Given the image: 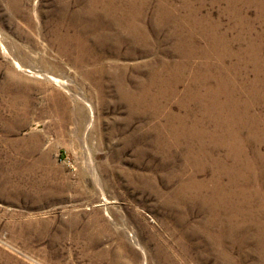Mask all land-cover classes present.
Masks as SVG:
<instances>
[{"label":"rangeland","instance_id":"obj_1","mask_svg":"<svg viewBox=\"0 0 264 264\" xmlns=\"http://www.w3.org/2000/svg\"><path fill=\"white\" fill-rule=\"evenodd\" d=\"M215 36L233 53L253 44L259 56H249L252 64L229 58L238 72L232 80L227 64L206 53ZM221 47L220 40L213 53ZM262 59L264 0H0V264H143L135 240L145 264H264V161L255 159L257 151L264 158ZM210 62L212 74L234 82L241 103L248 86L260 96L245 122L246 113L240 122L220 119L244 143L245 156L227 163L243 162L247 172L228 191L241 211L171 200L189 193L192 177L207 196L215 180H230L219 169L227 147L211 142L215 115L185 98ZM74 130L87 134L101 190ZM202 203L218 215L204 228L199 220L210 212ZM220 223L229 235L217 243L209 236Z\"/></svg>","mask_w":264,"mask_h":264},{"label":"bare ground","instance_id":"obj_2","mask_svg":"<svg viewBox=\"0 0 264 264\" xmlns=\"http://www.w3.org/2000/svg\"><path fill=\"white\" fill-rule=\"evenodd\" d=\"M131 4H133L132 2H130ZM134 5V4H133ZM138 7V6H137ZM136 7V8H137ZM109 9V8H108ZM123 9H124V7H123ZM129 9V8H128ZM135 9V8H134ZM121 10V9H120ZM124 11V10H123ZM119 12V11H118ZM121 12V11H120ZM137 12V11H136ZM141 12V11H140ZM123 13V12H122ZM131 14V13H130ZM168 14V13H167ZM166 14V15H167ZM125 15V14H124ZM132 15V14H131ZM122 16V15H121ZM130 16V15H129ZM127 17V16H126ZM134 17V16H133ZM162 17H163V15H162ZM125 18V17H124ZM137 18V17H136ZM118 19V18H117ZM135 19V18H134ZM111 20V19H110ZM130 20V19H129ZM136 20V19H135ZM139 20V19H138ZM161 20V19H160ZM159 20V21H160ZM169 20V19H168ZM113 21V20H112ZM132 21V20H131ZM125 22V21H124ZM127 22V21H126ZM138 22V21H137ZM161 22V21H160ZM115 23V22H114ZM134 23H135V21H134ZM121 24V23H120ZM133 24V23H132ZM137 24V23H136ZM135 24V25H136ZM156 24V23H155ZM141 25V24H140ZM123 26V25H122ZM130 26V25H129ZM138 26V25H137ZM160 26H162L161 24H160ZM136 27V26H135ZM141 27V26H140ZM127 28V27H126ZM130 28V27H129ZM131 28H133L132 26H131ZM139 28V27H138ZM136 29V28H135ZM123 30V29H122ZM124 30H126V29H124ZM133 31H135V30H133ZM140 31V30H139ZM138 31V32H139ZM136 33V32H135ZM146 33V32H145ZM126 34V33H125ZM140 34V33H139ZM147 35V34H146ZM145 36V35H144ZM221 36H223V35H221ZM221 36H215L214 38L216 39V43H215V46L218 44V42L221 40V43H222V47L220 48V51H221V53L220 54H217V55H215L214 53H213V48L215 47L214 45H210V50L208 51V52H206V53H211V54H213L214 56H215V58H217V60L219 61V62H221V64L223 65V67H224V65H226L228 68H226L225 69V73H230V74H232V80H235V78H236V75H237V70H236V67H235V62H233V61H230V62H228L229 60V58H232L233 57V55L235 56V58L234 59H236L237 58V63H238V61L240 62V61H244L245 59H247L246 61H251V64H252V60L249 58V56L251 55V56H253V58H257V56H259L258 55V53H257V49H256V47L255 46H252V45H250V47L248 46V48L244 51H242V49L240 50V48H239V50L240 51H242V52H240V51H238V52H234L233 53V50H231L230 49V47H229V44L227 43V41H226V39H225V37H221ZM221 37V38H220ZM220 39V40H219ZM193 41V40H192ZM182 43V42H181ZM190 43V42H189ZM195 43V42H194ZM246 44V43H245ZM182 45V44H181ZM193 45V44H192ZM3 46V45H2ZM183 46H185V45H183ZM192 47V46H191ZM196 47V46H195ZM262 47V46H261ZM177 48H179V47H177ZM181 48V47H180ZM260 48V47H259ZM196 49V48H195ZM235 49V48H234ZM252 49V50H251ZM4 50H7L5 47H4ZM189 50V49H188ZM196 50H194L193 48H192V50H190V52L186 55V53H185V55L187 56H185L187 59L188 58H191V57H193L192 56V54H194V52H195ZM259 51V50H258ZM183 52V51H182ZM239 53V54H238ZM260 53V52H259ZM14 56V55H13ZM216 60V59H215ZM263 60V59H262ZM263 62H264V60H263ZM255 64L256 63H262V61H261V59H257L255 62H254ZM18 65H19V63H17ZM213 62H210V63H208V64H206V65H204V67L203 68H205V71H196L197 72V74L199 75V76H197V77H194V75H193V77H194V79L193 78H191V83H193V85H197V84H199V89L197 90V92H196V90H195V92H194V94L195 95H191V93H190V91H191V88H193L192 87V85H189V86H187L186 87V90H185V98H186V100H194V101H196V102H198V103H200V106H202L203 108H204V114H206V116L208 117V115H210V114H214L215 115V117L216 118H213L212 119V121L213 122H215L216 124H215V126H214V129L212 130V132L210 133V137H211V142L213 143V144H215V145H221V146H224V147H227V151H228V153L226 154V157L224 158V160L222 161L223 163H222V165L219 167V164H217L216 162H214L215 163V166H217V167H219V169L223 172V173H225V174H227L228 176H229V178L228 179H230L229 180V183L228 184H226L224 187L222 186V183H219V182H217L216 180L214 181V183H212V181H211V183L212 184H214V185H217L216 187V190H215V192H213L214 194L212 195L211 194V196H207L206 195V193H204V195H201L200 193H198L197 191H195V190H197L198 188H200V187H202V186H204L203 185V183H199L198 185H194V179H193V177H192V179L190 180V181H188V184H187V190H188V194H185V193H183L184 192V190H182L181 189V191L179 192V193H175V194H172V198H171V200L173 199V197H176V199H177V201L178 202H181V203H183V204H186V205H188L189 206V208L190 207H192L191 205H195V207H198L197 206V204L196 203H194V201H195V199H201L202 201L201 202H203L204 204H212V203H214V204H217V205H220V206H222L221 207V209H223V210H229V209H236V210H238V211H241V207H239V206H236V204L235 205H233L231 202H230V200H229V198H231L230 196H232L233 194H231V193H228V191H231L232 189H233V187L237 184L236 183V180L238 179V180H240L241 182H246L245 181V179H246V177H245V175H246V169H242V166H243V162H241V163H238L237 164V168L236 167H234L235 165H229V164H227L228 163V159L229 158H231V159H233V157L236 159V157L235 156H233V154L234 153H236L237 154V157L240 159L241 157L243 158V156H245V154H243V153H241L242 151H243V147H244V143H243V141H242V139H241V137L240 136H238V135H232L231 133H232V128L230 127H228V124H226V123H224V121H222V120H220L221 119V115H227V116H232V119L235 117L236 118V120H238V122H240V119H239V117H242V113H246L245 114V116H244V118H243V120H242V122H245V117L246 116H248V110H249V106H254L255 104H257L258 103V97H260L259 95H258V93L256 94V95H254V94H252V90L251 89H253L252 88V86H248V83H244V84H246L248 87H246V88H248V90H247V92L245 93V99H244V103H241V102H243V101H241V94H239V92H238V89H236V87H234L233 86V84H232V82L233 81H231V79L228 77L227 79H226V81L224 80V79H222V76H221V71L220 70H218V73H216V74H212V72H210L209 70H212V68H213ZM221 64H220V66H221ZM246 64V63H245ZM180 67H182V69L186 66V64H184V62L181 64H178ZM219 65V64H218ZM264 65V64H263ZM30 68H32V67H30ZM178 68V67H177ZM217 69V68H216ZM215 69V70H216ZM214 70V69H213ZM31 71V70H30ZM32 72V71H31ZM39 72H40V75L42 76V77H44V78H48V79H52V81L54 80V76L52 75V74H50L49 72H46V71H42V70H39ZM175 72V71H174ZM177 72H178V70H177ZM202 72V73H201ZM167 73V72H166ZM181 73V72H180ZM178 74V73H177ZM195 74V73H194ZM223 74V73H222ZM156 75V74H155ZM167 75V74H166ZM181 75V74H180ZM153 76H154V74H153ZM158 76V75H157ZM157 76H155V79H157V80H160L159 78H157ZM225 76V75H224ZM173 77V76H172ZM171 77V78H172ZM178 77H179V75H178ZM181 77V76H180ZM191 77V76H190ZM231 77V76H230ZM56 78V77H55ZM154 78V77H153ZM163 78V77H162ZM225 78V77H224ZM164 79V78H163ZM175 79V78H174ZM178 79V78H177ZM216 80V86H214L213 88L209 85V83L211 82V80ZM174 81V80H173ZM178 81H179V79H178ZM241 81H243V80H241ZM247 81V80H246ZM190 82V81H189ZM245 82V81H244ZM249 82V81H248ZM162 83V82H161ZM175 83H177V82H175ZM213 83V82H212ZM234 83V82H233ZM237 83V82H236ZM158 85H159V83H158ZM178 85V84H177ZM239 86H241V84L239 85ZM197 87V86H196ZM242 88H244V87H241V89L240 90H245L246 88H244V89H242ZM68 89V88H67ZM175 89H176V87H175ZM195 89V88H194ZM239 90V91H240ZM254 92H256V91H254ZM242 93V92H241ZM78 96H79V98H81L83 101H85L86 103H87V105H88V108L90 109V113H92V111H93V108H92V105H91V103L87 100V98L85 97V95L84 94H82V93H79V94H77ZM250 95V96H249ZM223 96H225V99H222V97ZM157 103V102H156ZM183 106H184V104H183ZM144 107V106H143ZM92 115V114H91ZM204 116V115H203ZM209 118V117H208ZM248 118V117H247ZM76 119H77V121H79L78 120V118H77V116H76ZM89 121H90V117H89ZM202 121V120H201ZM241 122V123H242ZM240 123V124H241ZM239 129V128H238ZM200 133V132H199ZM177 134V133H176ZM181 134H182V132H181ZM180 134V135H181ZM197 134V133H196ZM203 134V133H202ZM174 135V134H173ZM253 135H254V133H253ZM72 136H73V138L75 139V138H77L79 141H80V143H81V147H82V149H83V153H84V155H85V158H86V160H88L87 161V164H88V168H90V170H91V172H92V176H94V179H95V182H97V184H98V186H99V188H100V190L102 189V184L100 185V181L98 182V175H97V173H96V170H95V168H94V164H93V161H92V159H91V148H90V146H89V143H88V138H87V134L85 133L83 136H80V135H78V133L76 134V132H75V130H74V132L72 133ZM199 136V135H198ZM177 137V136H176ZM255 137H257V136H255ZM178 138V137H177ZM251 138H253V137H251ZM260 138H261V136H260ZM260 138H258V141H261V139ZM193 151V150H192ZM205 152V151H204ZM204 152H201L200 151V153H204ZM197 154H199V153H197ZM207 154V153H206ZM83 155V156H84ZM198 157V156H197ZM203 157V156H202ZM199 158V157H198ZM255 159L258 161V162H263L264 160V158H263V154H261L259 151H257L256 153H255ZM203 160V159H202ZM199 161V160H198ZM253 161V160H252ZM234 162V161H233ZM204 163V162H203ZM250 163H253V162H245V164H250ZM244 164V165H245ZM252 166V165H251ZM254 166V165H253ZM200 167V166H199ZM250 167V166H249ZM247 168V167H246ZM264 168V167H263ZM202 169H203V167H202ZM218 169V170H219ZM248 169V168H247ZM264 170V169H263ZM220 171V172H221ZM251 171V170H250ZM253 174L254 175H257L256 174V172H255V169H253ZM250 173V172H249ZM264 173V172H263ZM251 174V173H250ZM249 174V175H250ZM224 175V174H223ZM226 175V176H227ZM252 177V176H251ZM250 177V178H251ZM215 178V177H214ZM257 178V177H256ZM101 179V178H100ZM220 179V178H219ZM255 179V178H254ZM249 180V179H248ZM198 181H199V179H198ZM200 181H201V179H200ZM221 182V181H220ZM249 182V181H248ZM102 183V182H101ZM250 183H252V181L250 182ZM239 184H241V183H239ZM238 184V185H239ZM247 184V183H246ZM183 186V185H182ZM211 186H213V185H211ZM219 186V187H218ZM242 186V185H241ZM206 187H207V185H206ZM205 187V188H206ZM209 187V186H208ZM250 187V186H249ZM204 188V189H205ZM195 189V190H194ZM203 189V190H204ZM210 189V188H209ZM215 189V188H214ZM239 189V188H238ZM255 189V188H254ZM242 190V188L240 189V191ZM207 191V190H206ZM211 191V190H210ZM214 191V190H213ZM254 192V191H253ZM103 193V192H102ZM211 193V192H210ZM209 193V194H210ZM234 193V192H233ZM238 193V192H237ZM251 193V192H250ZM256 193V192H255ZM258 194H260L259 193V190H258ZM255 195H257V193L255 194ZM261 195V194H260ZM235 196H237V195H235ZM249 196V195H248ZM251 197V196H250ZM253 197V196H252ZM239 198V197H238ZM175 199V200H176ZM261 199H263L262 198V196H261ZM174 200V201H175ZM233 200V199H232ZM251 200V199H250ZM264 200V199H263ZM263 200H262V202H263ZM173 201V200H172ZM202 203V204H203ZM261 203V202H260ZM203 204V205H204ZM216 205V206H217ZM205 206V205H204ZM203 206V207H204ZM207 206H209V205H207ZM214 206V205H213ZM187 207V206H186ZM206 207V206H205ZM212 207V206H211ZM217 207H219V206H217ZM264 207V206H263ZM207 208V210L208 211H206V212H210L209 211V207H206ZM205 208V209H206ZM214 208V207H213ZM220 208V207H219ZM194 209V208H193ZM201 209H203V208H201ZM200 209V210H201ZM215 209V208H214ZM247 209V208H246ZM260 209H264V208H260ZM211 210V209H210ZM211 211H213V212H216V210H211ZM235 211V210H234ZM237 211V212H238ZM242 211H244V210H242ZM205 212V211H204ZM203 212V213H204ZM225 212V211H224ZM224 212H219V213H221V217H223V216H225V213ZM245 212V211H244ZM243 213V212H242ZM205 214H207V213H205ZM220 215V214H219ZM226 215H228V214H226ZM229 216V215H228ZM235 216V215H234ZM233 216V217H234ZM240 216V215H239ZM208 217V219H206V220H199L200 222H199V225H200V227H206L207 226V224H208V226L209 225H212V224H214L215 222H216V219H217V217H218V215H217V217L215 216V215H211V212L209 213V215L207 216ZM206 217V218H207ZM226 217V216H225ZM231 217V216H230ZM235 217H237V216H235ZM203 218H204V215H203ZM240 218V217H239ZM237 219V218H236ZM235 219V220H236ZM223 220V219H222ZM227 220V219H226ZM228 220H230V219H228ZM227 220V221H228ZM232 220V219H231ZM218 221V220H217ZM240 221V220H239ZM255 221V220H254ZM243 222V221H242ZM223 223H224V221H223ZM222 223V224H223ZM241 223V222H240ZM263 223V222H262ZM221 223L218 225L219 226V228H218V232L216 233V234H210V239L212 240H215L217 243L219 242V240H217L216 238H221V237H223V239L225 238V237H227L228 235H229V231L227 230V229H225V227H224V225H222ZM259 224V223H258ZM241 225V224H240ZM264 225V224H263ZM216 226V225H215ZM232 226V225H231ZM237 226V225H236ZM199 228V227H198ZM206 229V228H205ZM214 229V228H213ZM230 230V229H229ZM202 231H204V230H202ZM201 231V232H202ZM231 231V230H230ZM205 232H207V234L208 233H211L210 231H209V229L208 230H205ZM128 234H130V233H128ZM132 234V233H131ZM205 234V233H204ZM132 236V235H131ZM135 236V235H134ZM133 237V236H132ZM131 237V238H132ZM206 237V236H205ZM209 237L207 238V239H209ZM209 241V240H208ZM133 242V241H132ZM210 242H212V241H210ZM134 243H135V245L136 246H138L140 249H141V251H142V253H143V255H144V262H143V264H145L146 263V254H145V251H144V248H143V246L138 242V241H134ZM213 244V243H212ZM216 244V243H215ZM221 245V244H220ZM218 246V245H217ZM244 246V245H243ZM225 247V246H224ZM214 248V247H213ZM219 248V247H218ZM227 248V247H226ZM229 248V247H228ZM227 248V249H228ZM224 249V248H223ZM226 249V250H227ZM220 250H222V249H220ZM224 251V250H223ZM217 253H216V251H215V255H216ZM221 254H223V253H221ZM217 256H218V254H217ZM223 256V255H222ZM224 256H225V253H224ZM226 257V256H225ZM228 257V256H227Z\"/></svg>","mask_w":264,"mask_h":264}]
</instances>
